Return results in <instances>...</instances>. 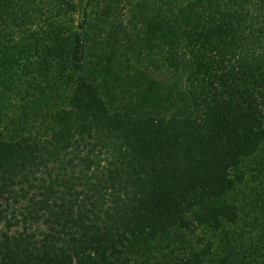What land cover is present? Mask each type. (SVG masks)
<instances>
[{
    "label": "trees",
    "instance_id": "obj_1",
    "mask_svg": "<svg viewBox=\"0 0 264 264\" xmlns=\"http://www.w3.org/2000/svg\"><path fill=\"white\" fill-rule=\"evenodd\" d=\"M0 264H264V0H0Z\"/></svg>",
    "mask_w": 264,
    "mask_h": 264
},
{
    "label": "rangeland",
    "instance_id": "obj_2",
    "mask_svg": "<svg viewBox=\"0 0 264 264\" xmlns=\"http://www.w3.org/2000/svg\"><path fill=\"white\" fill-rule=\"evenodd\" d=\"M80 17H81V16H80V15H78V16H77V20H79V19H80Z\"/></svg>",
    "mask_w": 264,
    "mask_h": 264
}]
</instances>
